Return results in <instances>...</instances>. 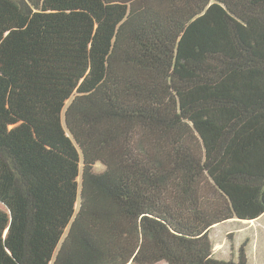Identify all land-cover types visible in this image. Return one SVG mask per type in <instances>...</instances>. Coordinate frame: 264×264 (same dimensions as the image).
Returning a JSON list of instances; mask_svg holds the SVG:
<instances>
[{"label":"trees","instance_id":"16d2710c","mask_svg":"<svg viewBox=\"0 0 264 264\" xmlns=\"http://www.w3.org/2000/svg\"><path fill=\"white\" fill-rule=\"evenodd\" d=\"M0 204V264H249L264 0H0Z\"/></svg>","mask_w":264,"mask_h":264},{"label":"rangeland","instance_id":"374dc122","mask_svg":"<svg viewBox=\"0 0 264 264\" xmlns=\"http://www.w3.org/2000/svg\"><path fill=\"white\" fill-rule=\"evenodd\" d=\"M82 166L83 165L81 163V168ZM104 169L105 167L102 164L98 163L96 165L95 171L97 173H101L104 171ZM79 181L81 182V179ZM79 206L80 199L77 203V210ZM0 209L4 210L5 208L0 204ZM210 236L214 247L215 257L221 260H228L237 256L241 244L245 242L249 244L252 232L251 230H248L247 225H242L241 223L234 222L228 223L221 228L213 230ZM160 264L166 263L163 262Z\"/></svg>","mask_w":264,"mask_h":264},{"label":"crops","instance_id":"0c3cea01","mask_svg":"<svg viewBox=\"0 0 264 264\" xmlns=\"http://www.w3.org/2000/svg\"><path fill=\"white\" fill-rule=\"evenodd\" d=\"M241 223L242 225H247L248 230H251L252 236H250V242L247 245V255L249 259V263L251 264H264V214L254 220V221H238V220H230L228 222L222 223L220 225L215 226L211 232L215 229L221 228L228 223ZM210 232V234H211ZM211 237V236H210ZM242 245V244H241ZM240 245V246H241ZM236 259V256L233 257ZM231 259V258H230ZM229 260V259H228Z\"/></svg>","mask_w":264,"mask_h":264}]
</instances>
